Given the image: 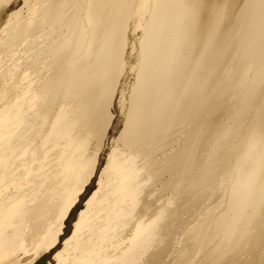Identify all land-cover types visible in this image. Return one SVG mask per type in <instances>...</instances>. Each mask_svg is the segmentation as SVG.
<instances>
[{"label":"bare ground","instance_id":"obj_1","mask_svg":"<svg viewBox=\"0 0 264 264\" xmlns=\"http://www.w3.org/2000/svg\"><path fill=\"white\" fill-rule=\"evenodd\" d=\"M65 3H41L42 18L25 19L4 40L11 44L65 19L49 48L60 67L38 82L46 90L40 121L59 94L78 104L79 116L50 124L42 146L49 176L32 199L13 197L3 204L0 196V264H33L56 246L66 213L95 175L97 188L74 226L77 250L65 241L63 255L55 254L60 264L68 248L73 264L96 262L105 248L102 264H132L139 255L141 264H190L195 254V264H264V106L255 111L264 98V0L246 6L234 32L240 75L228 72L212 87L208 77L219 55L224 12L198 25L197 4L153 0L115 134L118 85L131 68L125 55L133 46L127 28L134 0H88L72 14ZM230 6L235 9L238 0ZM10 120L0 142L23 126L14 115ZM243 127L248 139L238 146ZM175 139L181 144L168 153ZM232 164L236 172L222 199L214 187L224 183ZM139 172L146 173V183L137 182ZM166 173L174 176L165 179ZM130 228V246L122 249L120 238Z\"/></svg>","mask_w":264,"mask_h":264},{"label":"rangeland","instance_id":"obj_2","mask_svg":"<svg viewBox=\"0 0 264 264\" xmlns=\"http://www.w3.org/2000/svg\"><path fill=\"white\" fill-rule=\"evenodd\" d=\"M47 0H5L0 4V133H2L5 123L11 121L15 117L19 122L23 123L20 130L9 133L6 141L0 142V196L4 204V200L9 198H16L29 202L36 194L38 185L46 184L48 178V168L45 159L48 155L47 150H43V143L49 141L50 124L56 118L64 116L68 119H76L79 116V107L77 103H66L59 94L58 98L51 106L50 113L47 114L46 120L40 121V113L44 104L45 91L38 86L39 80L42 81L44 76L52 72L54 69H59L57 60L52 57L50 53V43L53 41L58 30H60L65 19L60 18L55 25H43L31 37L20 35L21 37L13 41V43L6 44L4 40L7 36L15 30L22 22H33L38 18H42L40 14V4ZM58 2L60 0H53ZM65 1V0H61ZM88 0H66V10L68 14L76 12L79 8L83 11ZM231 0H187L189 4H197L199 6L198 15L196 13V20L198 25H202L207 18L215 17L219 12H224V20L220 24L219 29L223 33V38L219 46V55L215 63H213L210 73L208 86L212 87L218 80L223 82L226 80V74L230 72L233 77L240 75V67L242 64L241 49L238 41V36H234V32L238 27L240 18L244 9L250 8L252 0H238L239 6L231 9ZM153 0H134V7L127 28L128 44L133 46L128 49V54L125 55V63L131 68L122 75V82L118 85V102L113 110V117L115 119L114 132H119L122 125L123 115L119 112L123 110L130 93V88L134 80V68L138 64V49L136 48L137 41L141 38V30L152 12ZM141 23V26L138 25ZM207 29L203 31L205 36ZM129 44V45H130ZM138 44V43H137ZM47 49V51H46ZM137 50V51H136ZM54 58V59H53ZM70 61L66 60L64 66L69 67ZM129 71L130 69H132ZM31 73H28V70ZM129 71V73H128ZM36 72H40L39 78ZM41 76V78H40ZM128 76V77H127ZM126 77V78H125ZM124 82V84H123ZM123 87V88H122ZM123 90H122V89ZM122 91V92H120ZM264 100V98H263ZM258 99L255 103V111L263 112L264 101ZM121 107H119V106ZM116 106L118 111H116ZM121 110V111H122ZM116 111V112H115ZM119 112V113H118ZM118 113L119 115H116ZM11 115V117H10ZM116 115V116H115ZM118 116V118H117ZM113 119V120H114ZM117 119V120H116ZM119 119V120H118ZM121 123V124H120ZM115 134V133H114ZM248 139V133L243 130L240 132L236 145H242ZM114 142V141H113ZM181 144V139H175L171 146L167 148L170 153L174 148H178ZM109 145V144H108ZM107 145V147H108ZM115 144L111 143V147ZM161 153L157 154V158H161ZM104 160V158H103ZM102 160V161H103ZM101 161V163H102ZM104 163V161H103ZM101 167V164H99ZM98 167V169L100 168ZM97 169V171H98ZM236 172V167L233 164L225 171L224 183L221 186L214 187L216 193L220 198H224L229 189L230 180ZM137 182L146 183V173H135ZM174 176L166 173L164 178ZM95 175L90 182L86 181L83 185L84 189L78 193L79 198L71 204L63 220L62 230L57 234L59 238L56 246L40 255L33 264H60L55 257L57 253L65 252V244L70 242L72 251L75 249V230L74 226L78 222L80 213L85 209V201L89 196L94 194L97 188ZM88 182V183H87ZM155 191L161 189L160 184L153 185ZM39 187V188H40ZM36 189V190H35ZM10 194V195H8ZM165 198L170 196L169 191L164 192ZM213 208L211 203L209 209ZM215 211V210H214ZM218 211H215L217 213ZM19 225V224H18ZM127 233L120 238L119 244L122 249L130 246V238L133 236L132 229H127ZM13 233V231H11ZM66 241V242H65ZM176 248V246H175ZM64 249V250H63ZM178 249V248H176ZM69 248L66 252V262L62 264H73V259ZM199 250V249H197ZM109 249H103L97 256L96 262H89V264H102L107 260V253ZM59 255V254H58ZM63 255V253H62ZM198 260L197 254L193 255L190 264H195ZM61 261V260H60ZM144 261V256L139 255L132 260V264H141ZM87 264V263H86Z\"/></svg>","mask_w":264,"mask_h":264}]
</instances>
